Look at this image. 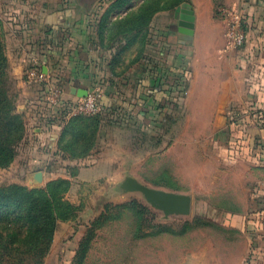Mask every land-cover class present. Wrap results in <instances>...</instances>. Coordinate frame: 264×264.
Returning a JSON list of instances; mask_svg holds the SVG:
<instances>
[{"label":"crops","instance_id":"obj_1","mask_svg":"<svg viewBox=\"0 0 264 264\" xmlns=\"http://www.w3.org/2000/svg\"><path fill=\"white\" fill-rule=\"evenodd\" d=\"M114 2L0 0L9 71L18 82L16 106L26 124L7 174L23 184L67 178L71 185L66 197L72 202L68 193H76L82 183L105 175L107 181L119 180L112 166L121 158L120 147L105 142L107 136L99 134L84 157L58 154L61 127L48 124L49 116L40 112L47 83L60 86L72 101L96 90L104 105L119 107L126 102L120 107L128 109L133 122L143 123L161 111L157 103L175 100L179 94L184 97L185 116L198 128L195 132L210 135L213 151L220 152L224 174L233 175L242 191L250 193L246 222L239 223L245 231V248L237 260L264 264V0H188L157 12L144 31L141 62L129 64L124 77L109 70L115 47L104 48L98 36L105 12L111 23L134 3L117 8ZM218 4L244 8L242 46L227 45L225 25L216 15ZM32 66L40 69L41 77L26 80L25 71ZM116 118L103 120L101 130H119ZM103 147L105 154L100 151ZM72 224V220L58 222L43 264L74 256L84 232ZM61 238L67 239L61 242Z\"/></svg>","mask_w":264,"mask_h":264},{"label":"rangeland","instance_id":"obj_2","mask_svg":"<svg viewBox=\"0 0 264 264\" xmlns=\"http://www.w3.org/2000/svg\"><path fill=\"white\" fill-rule=\"evenodd\" d=\"M98 1L104 0H86L88 5ZM124 1V4L132 2ZM133 1L130 9L116 18L110 38L99 40L104 48L115 47L110 57L112 66L108 68L118 77H124L121 75L129 64L141 62L142 34L148 29L147 24L145 27L142 25L144 13L146 18L150 11L152 20L157 12L172 10L182 0ZM117 2L120 1L115 0L114 4L121 5ZM160 7L161 10H158ZM105 14L102 26L100 23L98 27V36L106 33V25L110 22L109 14ZM0 19L7 58L6 88L16 106L18 82L10 75L6 31L1 16ZM34 68L36 74L32 75ZM41 74L39 68L32 66L25 71V79H38ZM49 87L48 83L43 87L40 102V112L45 113L46 117L56 114V109L49 105L46 98ZM165 90L169 93L173 91L169 87ZM176 97L175 100L166 98L157 103L161 111L155 112L144 123L142 120L133 122L128 109L120 107L126 102L119 107L100 103V111L82 113L87 116L99 115L95 143L100 134L102 138L108 137L105 142L111 141L120 147L118 154L121 158L117 166H112L113 170H118L119 180L107 181L108 175H105L95 182L80 184L76 193H68L75 202L66 198L77 207L76 214L69 220L73 221V228L81 227L79 229L84 232L83 236L90 232V240L81 261L76 262L74 254L66 260L60 257L57 264H240L237 254L245 248L246 236L245 231L239 229V223L246 222L245 210L251 207L250 193L242 191L243 186L239 180H232L233 175L224 174L221 154L218 150L213 151L214 142L210 135L195 132L198 128L184 114V97L179 94ZM73 115L63 120L49 117L47 122L59 125L62 131ZM111 115H117L115 121L120 124L114 125L121 127L119 130L112 129V132L109 129L101 130L103 120ZM22 117L24 120L23 114ZM87 123H90L89 128L91 120ZM80 124L78 121L77 125ZM24 129L26 131V124ZM87 142L88 139L84 137L77 139V145ZM216 146L220 147V144ZM100 151L105 154V147ZM58 154L65 155L62 151H58ZM8 166H0V186L20 185L32 189L44 187L48 182H14L7 174L10 171ZM127 177L156 189L191 196L190 212L165 215L162 210L153 207L141 192L124 190L122 183ZM100 213L103 215L97 219ZM67 238L72 236L69 234ZM67 238L60 240L64 242Z\"/></svg>","mask_w":264,"mask_h":264},{"label":"trees","instance_id":"obj_3","mask_svg":"<svg viewBox=\"0 0 264 264\" xmlns=\"http://www.w3.org/2000/svg\"><path fill=\"white\" fill-rule=\"evenodd\" d=\"M119 1L117 3L124 5V0ZM184 1L188 0H182L180 3ZM158 10H161V7ZM151 15L149 11L145 18L144 13L143 27L149 24ZM115 21L116 19L106 25V33L101 34V41L102 38H110L109 34L113 33ZM143 36L144 31L142 38ZM4 48L2 32H0V166L2 167L10 165L13 161L15 146L21 141L25 131L22 114L17 111L7 92L5 82L7 58ZM98 117V114L87 116L77 113L63 126L58 147L67 157L81 158L90 152L95 143ZM89 120H91V128H88L90 123L85 124ZM78 121L81 122L80 125H77ZM88 132V137H85ZM83 137L85 140L88 139V142L77 145V139ZM70 183L69 179L59 177L48 181L40 188L27 189L20 185L0 186V264H43L58 222L69 220L77 212V207L65 196ZM102 215L100 213L97 219ZM89 240L90 232L79 241L75 251L76 262L82 260Z\"/></svg>","mask_w":264,"mask_h":264},{"label":"built area","instance_id":"obj_4","mask_svg":"<svg viewBox=\"0 0 264 264\" xmlns=\"http://www.w3.org/2000/svg\"><path fill=\"white\" fill-rule=\"evenodd\" d=\"M216 15L225 25V36L229 47H240L246 41L245 10L240 5L218 4ZM36 74L35 68L31 71ZM50 86V85H49ZM50 106L56 109V114L49 116L52 119L63 120L72 114H93L101 110L100 95L94 90L76 100H68L58 86H50L46 95Z\"/></svg>","mask_w":264,"mask_h":264},{"label":"water","instance_id":"obj_5","mask_svg":"<svg viewBox=\"0 0 264 264\" xmlns=\"http://www.w3.org/2000/svg\"><path fill=\"white\" fill-rule=\"evenodd\" d=\"M183 24L188 27L192 26L191 23L187 22ZM81 96H85V94ZM122 187L126 191L141 192L153 207L162 210L165 215L173 213L188 214L190 212L191 196L189 195L156 189L139 182L133 177L125 178Z\"/></svg>","mask_w":264,"mask_h":264}]
</instances>
